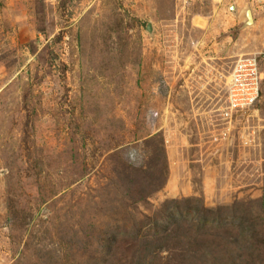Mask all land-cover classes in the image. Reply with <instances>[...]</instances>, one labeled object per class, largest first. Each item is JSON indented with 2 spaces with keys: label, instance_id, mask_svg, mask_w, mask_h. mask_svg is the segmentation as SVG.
<instances>
[{
  "label": "rangeland",
  "instance_id": "1",
  "mask_svg": "<svg viewBox=\"0 0 264 264\" xmlns=\"http://www.w3.org/2000/svg\"><path fill=\"white\" fill-rule=\"evenodd\" d=\"M0 264H264V0H0Z\"/></svg>",
  "mask_w": 264,
  "mask_h": 264
},
{
  "label": "built area",
  "instance_id": "2",
  "mask_svg": "<svg viewBox=\"0 0 264 264\" xmlns=\"http://www.w3.org/2000/svg\"><path fill=\"white\" fill-rule=\"evenodd\" d=\"M261 80L255 58H244L236 64L222 113L224 120H232L235 115L238 116L256 105L260 98Z\"/></svg>",
  "mask_w": 264,
  "mask_h": 264
},
{
  "label": "bare ground",
  "instance_id": "3",
  "mask_svg": "<svg viewBox=\"0 0 264 264\" xmlns=\"http://www.w3.org/2000/svg\"><path fill=\"white\" fill-rule=\"evenodd\" d=\"M250 17H251V15L249 16V19H251Z\"/></svg>",
  "mask_w": 264,
  "mask_h": 264
},
{
  "label": "water",
  "instance_id": "4",
  "mask_svg": "<svg viewBox=\"0 0 264 264\" xmlns=\"http://www.w3.org/2000/svg\"><path fill=\"white\" fill-rule=\"evenodd\" d=\"M250 14V13H249ZM250 16V15H249ZM251 18V17H250Z\"/></svg>",
  "mask_w": 264,
  "mask_h": 264
}]
</instances>
